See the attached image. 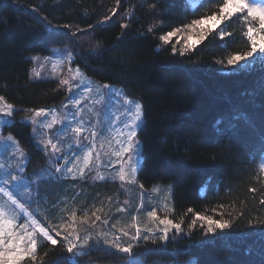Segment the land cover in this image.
I'll list each match as a JSON object with an SVG mask.
<instances>
[{"label":"trees","instance_id":"obj_1","mask_svg":"<svg viewBox=\"0 0 264 264\" xmlns=\"http://www.w3.org/2000/svg\"><path fill=\"white\" fill-rule=\"evenodd\" d=\"M196 1L194 6L191 0H0V95L16 109L4 132L31 153L27 173H33L32 190L39 191L40 198L27 202L14 195L40 224L60 231L58 239L75 211L81 236L91 231L90 244L100 240L83 257L67 253L63 243L52 246L42 240L37 259L23 264H72V259L77 264H113L128 257L103 244L99 236L102 221L122 206L121 200L111 201L110 183L84 181L83 186L66 188L60 181L41 178L36 169L37 153L42 161L45 154L25 115L70 96L66 86H60L63 77L32 76L34 58L56 51L71 53L72 65L83 74L120 85L142 103L144 123L138 136L144 158L139 179L145 187L174 185L172 216L176 222L183 219V234L168 242L142 241L133 253L148 261L195 258L196 264H264V224L249 223L264 218L259 203L264 199V172L259 170L264 153L262 58H250L256 61L251 70L242 66L244 62L227 65L230 55L248 50L246 23L236 17L223 21L194 50L174 54L173 46L179 50L185 44L187 30L167 44L160 37L220 6L219 0ZM220 28L231 35L221 39ZM57 209L62 224L51 219ZM241 211L244 215L237 218ZM196 213L215 219L223 213V219L232 218V227L205 236L198 221L189 230ZM21 214L28 219L27 213Z\"/></svg>","mask_w":264,"mask_h":264},{"label":"snow or ice","instance_id":"obj_2","mask_svg":"<svg viewBox=\"0 0 264 264\" xmlns=\"http://www.w3.org/2000/svg\"><path fill=\"white\" fill-rule=\"evenodd\" d=\"M219 8L217 12H213L211 15L202 16L199 19L193 20L191 23L184 25L182 28L178 27L173 31L167 32L166 35H162L160 39L165 43L170 42V38L176 36L178 33L187 30V38L181 36V39H185V44L179 50L173 46L172 52L175 54L179 51L180 55H184L190 50H194L195 47L207 39V36L216 31L219 28L220 24L225 20H231L233 17H236L238 20H242L246 23V30L243 31V35L247 38V48L243 54H233L227 58V65L235 66L241 62L245 69L251 70L255 67L256 61L254 58L257 54L262 58V66H264V0H219ZM151 7L155 9L156 5L152 4ZM110 19V18H109ZM127 27V25H124ZM199 27V32L197 28ZM149 32L152 31V28L149 27ZM219 37L224 39L227 36H230L231 33L227 32L226 29L220 28ZM195 36V39L193 38ZM179 43V41H177ZM71 53L68 54V60L71 61ZM219 63H224L219 61ZM72 71L71 69L69 70ZM77 74L79 69H76ZM33 74L35 77H40L41 73L36 69H33ZM61 87L67 88V91L71 94L69 96V103L76 106V111L71 113L72 120L68 121L67 117L61 118L58 114L54 113L51 109H38L33 110L34 116L28 117L33 125H36L37 128H34L33 131L36 132L37 129L42 125L44 131L40 132L41 139L36 141V145L40 151L48 152L49 150L53 155L60 154L62 152L63 144L67 141L61 140L62 135L71 133L69 139L73 141L69 145V148L73 146H80V136L82 132L89 131L91 140L89 141L91 147L85 153L84 157V167L89 166V162L92 158L93 151H96V142L97 137L103 136V133L107 129L98 127L97 125H90L89 128H85L86 121L81 117L80 114L83 112V109L79 107L80 98L75 97V91L80 87L79 84H73L69 79L63 78L59 81ZM104 88H108V85H104ZM89 92L91 88L87 89ZM75 97V98H74ZM103 97L100 96L94 101V104H102ZM124 104L129 106L125 109V114L129 116V120L122 122V127L116 129V135L113 137L115 141V150L112 152V155L119 159L121 167L118 172V178L120 181H124L127 178H131L132 173L135 172V166L133 165V157H135V164H139L142 159L140 142L136 139V129L142 123V105L139 103H134L131 99L125 97ZM65 108L68 107L66 104ZM16 111L13 104L8 103L6 98L0 95V126L7 125L11 123V120L8 119L14 115ZM90 112L97 117V122L99 124V111L94 109H89ZM52 114L50 122L45 123L49 114ZM37 118H42L38 120ZM117 120V123H121L117 117H113ZM239 119V117H236ZM217 123H220L219 121ZM61 125V128L57 132L52 133L51 138L48 137V130H52L54 125ZM88 139V137H84ZM0 143L4 144L5 150H11L13 155L18 156L19 163L16 164L17 174H12L11 172L4 173L0 171V194L7 197L6 201L0 203V264H23V261L30 260L35 261L37 259L36 253L38 248V238H43L44 241L50 243L52 246H56L59 243H63L64 248L67 253L74 254L76 257H83L89 254V251L95 249L97 245L100 244V240L97 239L94 243L90 244L92 240L91 231H86L83 236L75 228V221L77 213L73 211L71 213L72 223L68 224L64 230L62 240L58 239L61 237V232L58 231L55 227L50 231L49 228L44 227L32 213L27 212L26 206L24 203H19L14 191L9 190L8 185L12 184L14 189L23 188L24 192L20 193L22 197H26L27 201L34 202L36 197L32 195V188L35 186V181H29L24 176V161L28 160V155L25 153L23 148L20 147L19 143L14 140L11 135L0 136ZM101 143V147H103ZM111 147V142H109ZM127 156L125 160L124 157ZM97 157L99 153L97 152ZM57 159L63 160L64 164L56 168L57 172L66 171L67 173H73L75 164L72 163L69 166L70 159L72 161L79 159V153L73 155L69 158L66 154H61L57 156ZM127 165V170L125 168ZM4 164L0 163V170L4 169ZM259 170L264 172V153H262L261 162L259 164ZM78 175L80 178H84L85 172L84 168L78 170ZM76 179L74 175L72 177ZM104 179L103 176L99 177ZM130 182H133L130 179ZM143 188V185H140ZM252 191H256L252 189ZM10 202V203H9ZM127 204V201L124 202ZM261 205H264V199L259 201ZM221 207H224L221 205ZM17 208L19 212H17ZM118 211L124 212V208H118ZM189 212L192 209H188ZM20 213H27V217L31 224V231H29L27 224H20L17 226L15 221L19 218ZM230 215V214H229ZM244 212L241 211L239 216H243ZM148 219V226L143 230L138 226V217H133L134 223L132 227L135 229L134 234L130 236L128 231H122V235L129 237V242L126 246L122 243H118L121 239L120 236H116L115 239H107L109 233L101 232L99 236L103 238V244L108 245L110 248L116 249L120 253L128 254L130 257L129 264H140L139 254L136 257H133L134 247L139 246L142 241L151 240L155 243L157 240L167 242L170 238V233L179 234L184 229L182 224L184 223L181 218L178 222H174L173 219L169 218L167 215L160 217L157 214L156 210H148L146 212ZM221 219H215L210 215H202L200 213L195 214V218L191 219V222L188 224V229H194L197 227V222L200 221V227L204 229L205 236H215L219 232H223L226 229L232 227V218L223 219L224 214L220 213ZM87 219V213H84V220ZM97 221L101 220L100 216H95ZM250 224H264V218H255L249 220ZM102 224L107 225L108 219H104ZM95 225H90L89 227H94ZM115 227V224L112 226ZM54 233V234H53ZM107 251V249H105ZM72 264H77L75 259H72Z\"/></svg>","mask_w":264,"mask_h":264},{"label":"rangeland","instance_id":"obj_3","mask_svg":"<svg viewBox=\"0 0 264 264\" xmlns=\"http://www.w3.org/2000/svg\"><path fill=\"white\" fill-rule=\"evenodd\" d=\"M191 2L195 5H197L196 0H191ZM33 69H36L41 73V78H48V77H63L70 80L73 84H79L80 87L76 89L75 91V97L80 98V105L83 109V112L80 114V117L83 118L85 123V128H89L90 125H97L100 128L107 129L103 133V136L97 137L96 142V151H93L92 158L89 162V166L87 168L84 167V157L85 153L88 151L89 147H91L89 141L92 139L90 136L89 131L82 132L79 134L81 144L80 146H73L69 148V145L73 143L71 139H69V136H71V133H68L66 135H62L60 138L61 140L67 141V143L63 144L62 146V152L60 154L53 155L51 151L44 152L45 156L43 157V161L41 160V154L37 153L38 156H36L37 162L40 164L37 166V170L39 171L41 178H46L49 180L54 181H60L61 185L63 187L65 186L68 188L69 186H77L80 187L83 186L84 181H88L87 185L90 184H96V183H110L111 184V190L113 191V195L110 196L111 201L115 202V204L118 202V200H121L122 206L120 208H124V212H117L112 214L108 220L109 223L105 225V227L102 229L101 232H107L109 233L107 239L113 240L116 236H120L121 239L117 241L118 243H122L124 246L127 245L129 242V237H125L122 235V231H128L130 236L134 234L135 229L132 227V224L134 223L133 217H138V226L143 230L145 227L148 226V219L146 216V212L148 210H156L157 214L160 217H163L164 215H167L169 218L173 219L172 213L174 211V185L173 183H159L155 184L151 187H145L142 182L139 179V171L142 166L143 162V144L141 139L138 136L139 130L142 127L144 123V114H143V106H142V123H140V126L136 129L137 135L136 139L140 142V150L142 159L140 160V163L137 165L135 164V157H133V165L135 166V172L132 173L131 178H127L124 181H120L118 178V172L121 167V164L119 162V159L112 155V152L115 150V141L113 137L116 135V129L122 127V122L129 120V116L125 114L126 107H129L124 104V99L127 97L128 99H131L134 103H139L142 105V103L137 100L129 97L124 89L120 85L116 84H110V83H101L99 81H96L85 74L82 73V71L79 68H76L72 65V59L71 61L68 60V54H65L62 51H56L54 55L52 56H36L34 58V66ZM32 69V76L33 74ZM72 70L71 72L69 70ZM76 69H79V73L77 74ZM104 85H108V88H104ZM91 88V91L89 92L87 89ZM71 95V94H70ZM100 96L103 97V103L102 104H94V101L98 99ZM74 97V98H75ZM68 105L67 108H65V105ZM54 111V113L61 116V118L67 117L68 121L72 120L71 113L76 111V106L69 103V97L67 100H65L63 103H59L51 108ZM89 109H94L95 111H99L100 117H99V124L97 122V117L93 114V112H90ZM2 115V114H0ZM34 116V113L28 112L25 115V121L32 125L33 129L37 128L36 125H33L31 121L28 119V117ZM113 117H117L121 123H117V120ZM52 118V114L50 113L47 120L44 122H50ZM11 120L10 124L13 123L14 115L10 118ZM38 120L42 118H37ZM5 126H0V136H8L9 134H6ZM61 128V125L57 124L54 125L52 130H48V137L45 138H51L53 132H57L59 135V129ZM44 131L42 125L37 129L36 132L33 131L34 138L36 141L40 140L42 137L40 135V132ZM12 136V135H11ZM88 137V139H84V137ZM13 137V136H12ZM15 141V137H13ZM109 142H111V147L109 146ZM101 143H103V147H101ZM21 147V146H20ZM22 148V147H21ZM97 152L99 153V157H97ZM28 155V158L31 156L30 152H25ZM79 153V159L72 161L70 159L69 166H71L72 163L75 164V168L73 170V173H67L66 171L57 172L56 168L60 167L64 164L63 160L57 159L58 155L66 154L69 158H71L73 155ZM124 159H127V156L124 157ZM0 163L4 164V169L0 170L4 173L11 172L12 174H17V168L16 164L19 163L18 156L13 155L11 150H5L4 144L0 143ZM27 165L28 160L24 161V176L29 179L31 182V179L33 178V173L28 174L27 173ZM84 168L85 176L84 178H80L78 175V170ZM125 168L127 170V165H125ZM76 176V179H73V176ZM103 176L104 179H100L99 177ZM3 177H0L2 179ZM130 179L133 182H130ZM140 185H143V188L140 187ZM3 186V185H0ZM9 190L14 191L15 195L24 199L27 201L26 197H22L20 193L24 192L23 188L14 189L12 184L8 185ZM32 195L34 197L40 198L39 191L35 192L32 190ZM7 197L3 196V194H0V203L3 201H6ZM39 200V199H38ZM65 200V199H64ZM63 200V201H64ZM127 201V204L124 202ZM29 202V201H27ZM65 202V201H64ZM10 203V202H9ZM44 203V202H43ZM42 207L38 209V213H40L41 219L43 221L47 218H44L42 216ZM59 209H57L51 217L57 224H62L64 222L62 214L59 215ZM17 212H19L17 210ZM83 218V217H82ZM174 222H176L174 220ZM17 226L20 224H27L29 231H31V224L30 221L20 213L19 218L15 221ZM113 224H115V227L113 228ZM183 234V231L179 234L170 233V240H176L178 237H180ZM43 238H38V246L41 244ZM167 241V242H168ZM133 257H136L134 253L132 254ZM130 257L128 256L126 259L113 263V264H129ZM140 264H196L195 258H189V259H172V260H152L148 261L145 259V257H142L139 255ZM98 264V263H97ZM101 264V263H99Z\"/></svg>","mask_w":264,"mask_h":264}]
</instances>
